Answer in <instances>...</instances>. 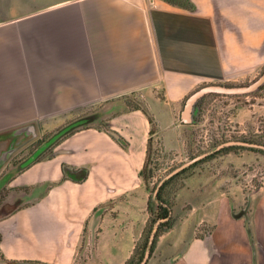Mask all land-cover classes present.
Listing matches in <instances>:
<instances>
[{
    "label": "crops",
    "instance_id": "obj_1",
    "mask_svg": "<svg viewBox=\"0 0 264 264\" xmlns=\"http://www.w3.org/2000/svg\"><path fill=\"white\" fill-rule=\"evenodd\" d=\"M84 1L55 4L24 71L0 66L3 264H125L147 227L152 136L127 101L177 153L186 95L264 65V0ZM32 138L38 158L13 171ZM221 158L183 179L146 264H264V185Z\"/></svg>",
    "mask_w": 264,
    "mask_h": 264
},
{
    "label": "rangeland",
    "instance_id": "obj_2",
    "mask_svg": "<svg viewBox=\"0 0 264 264\" xmlns=\"http://www.w3.org/2000/svg\"><path fill=\"white\" fill-rule=\"evenodd\" d=\"M63 2L86 1L0 0V66L3 73L14 69L24 71L28 56L36 49L41 50L45 24L51 26V19L59 12L55 4ZM129 102L130 106L145 107L143 100L135 96H131ZM179 113L178 121L182 124L186 142L183 151L163 153L160 134L153 135L148 165L151 169L149 186L142 177L150 194L154 195L179 165L191 162L199 155L203 156L198 162H193L185 172L169 179L164 186L162 194L167 200L172 199L174 189L186 174L195 172L198 167L216 171L225 162L221 157L228 155H233L232 175L255 186L264 184V65L230 79L201 82L181 102ZM176 115L178 117V112ZM87 119L82 118L79 123L86 124ZM68 130H60L57 138ZM231 141L248 144L223 145ZM41 144L32 138L27 150L15 149L11 153L15 164L13 171L38 158L37 149ZM220 145L230 150L215 153ZM152 201L156 202V198L153 197ZM145 235L146 232L139 240L141 244L145 243ZM149 235L147 233L148 238Z\"/></svg>",
    "mask_w": 264,
    "mask_h": 264
},
{
    "label": "trees",
    "instance_id": "obj_3",
    "mask_svg": "<svg viewBox=\"0 0 264 264\" xmlns=\"http://www.w3.org/2000/svg\"><path fill=\"white\" fill-rule=\"evenodd\" d=\"M129 101H130V99L127 101L128 104H130ZM142 109L149 116V119L152 123V128L150 131L152 136L150 137L148 147H147V158H146V162H145L142 170L140 171V176L143 177L145 183L149 186V177L151 176V173H150L151 169L148 167V165L150 162L149 159H150L151 151H152L153 144H154L153 134L155 132L154 124L156 122L154 121V117L148 112V110L145 107H143ZM229 150H230V148L222 146L219 149H217L215 151V153L221 152V151L226 152ZM198 161L199 160H197L195 162H198ZM189 166H191V165H188V166L184 167L182 170L180 169L178 172L172 174L168 179H166L163 182V184L161 186L158 187V190L156 191V193L154 195L152 193L150 194L149 203H148V207H147L149 217H148V221H147V227L144 230V232H146L145 243L141 244L140 241L137 242L136 247L134 248L131 256L128 258V260L126 261L125 264H141V262L144 258L145 249L150 248V251H152V249H154V246H155V243H156L158 236H160L164 231H167L169 228L172 227L173 217L171 215V207L173 206V201H174L173 195H174L175 191L177 190V188L179 186L183 185V181H182V183L179 184V186H176V188L174 189L173 194H172V199L170 201L167 200L165 198V196L162 194V190H164L163 188L167 184L169 179H172L174 176L179 175L180 173L182 174L183 172H185L189 168ZM190 174L191 173L186 174L185 177H187ZM148 186H147V188H148ZM153 197L156 198V200L158 201V204L156 205V207L152 206ZM152 231H155V239H154L153 244H150L147 233L151 234ZM143 235H144V233H143ZM136 255H138V258L136 257Z\"/></svg>",
    "mask_w": 264,
    "mask_h": 264
},
{
    "label": "water",
    "instance_id": "obj_4",
    "mask_svg": "<svg viewBox=\"0 0 264 264\" xmlns=\"http://www.w3.org/2000/svg\"><path fill=\"white\" fill-rule=\"evenodd\" d=\"M112 133H113V134H117V132H115V131H112ZM235 143H245V144H248V143H246L245 141H231V142H228L227 144H223V145L225 146V145H231V144H235ZM45 145H47V143H45L44 146H45ZM223 145H220V147H222ZM220 147H219V148H220ZM202 156H203V155H199V156L195 157L191 162L185 163V164H183V165H179L176 169H174V170L171 172L170 176H171L172 174L178 172L180 169L182 170L184 167L190 165L192 162L197 161V160L200 159ZM154 239H155V231H152L151 234H150V236H149V243H150V244H153ZM150 252H151L150 249H147V250H146V252H145V254H144V258H143L141 264H146L147 259H148L149 256H150Z\"/></svg>",
    "mask_w": 264,
    "mask_h": 264
},
{
    "label": "built area",
    "instance_id": "obj_5",
    "mask_svg": "<svg viewBox=\"0 0 264 264\" xmlns=\"http://www.w3.org/2000/svg\"><path fill=\"white\" fill-rule=\"evenodd\" d=\"M264 185V184H263ZM0 263H1V261H0Z\"/></svg>",
    "mask_w": 264,
    "mask_h": 264
}]
</instances>
